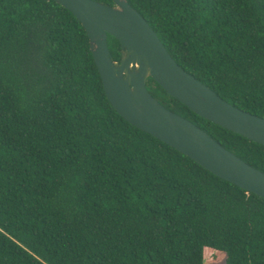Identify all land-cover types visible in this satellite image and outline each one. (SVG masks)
Returning <instances> with one entry per match:
<instances>
[{
    "label": "trees",
    "instance_id": "16d2710c",
    "mask_svg": "<svg viewBox=\"0 0 264 264\" xmlns=\"http://www.w3.org/2000/svg\"><path fill=\"white\" fill-rule=\"evenodd\" d=\"M126 1L184 71L264 119V0ZM146 88L264 173L263 145ZM206 250L264 264V198L120 116L70 11L0 0V264H203Z\"/></svg>",
    "mask_w": 264,
    "mask_h": 264
},
{
    "label": "water",
    "instance_id": "95a60500",
    "mask_svg": "<svg viewBox=\"0 0 264 264\" xmlns=\"http://www.w3.org/2000/svg\"><path fill=\"white\" fill-rule=\"evenodd\" d=\"M70 11L86 32L105 95L126 121L188 156L248 193L264 198V173L226 150L201 128L160 104L147 90L148 78L201 118L264 146V119L220 98L184 71L147 21L126 0L113 6L93 0H53ZM121 49L117 64L107 37Z\"/></svg>",
    "mask_w": 264,
    "mask_h": 264
},
{
    "label": "rangeland",
    "instance_id": "374dc122",
    "mask_svg": "<svg viewBox=\"0 0 264 264\" xmlns=\"http://www.w3.org/2000/svg\"><path fill=\"white\" fill-rule=\"evenodd\" d=\"M226 256L222 253L205 251V260L203 264H225Z\"/></svg>",
    "mask_w": 264,
    "mask_h": 264
}]
</instances>
